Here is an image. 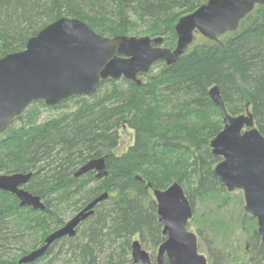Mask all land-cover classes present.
<instances>
[{"label": "trees", "instance_id": "trees-1", "mask_svg": "<svg viewBox=\"0 0 264 264\" xmlns=\"http://www.w3.org/2000/svg\"><path fill=\"white\" fill-rule=\"evenodd\" d=\"M206 1L0 0V57L23 50L31 36L60 17L80 19L108 37L163 34L162 45L171 48L178 19ZM199 35L174 64L159 61L139 75V85L107 78L88 96L53 107L33 102L0 133V174L32 173L24 188L45 204L43 211L20 207L14 195L0 190V264H19L66 216L104 192L107 199L79 224L75 237L54 242L30 264H135L134 241L151 252L154 263L165 237L153 190L173 183L189 200L193 215L187 226L207 264H264L257 222L245 212L242 192L227 191L213 172L220 158L209 143L222 130L223 113L208 95L217 86L231 115L248 108L264 135V5H255L237 29L215 40ZM42 110L53 114L39 121ZM123 126L133 131V142L116 155ZM100 157L106 177L94 171L74 177ZM231 204L239 211L225 215ZM198 207L207 212L197 214Z\"/></svg>", "mask_w": 264, "mask_h": 264}, {"label": "water", "instance_id": "water-1", "mask_svg": "<svg viewBox=\"0 0 264 264\" xmlns=\"http://www.w3.org/2000/svg\"><path fill=\"white\" fill-rule=\"evenodd\" d=\"M255 5H264V0H207L177 21L174 49L162 47V36L107 37L77 18L60 17L52 21L31 36L23 50L0 57V133L33 102L43 101L53 107L72 96H88L107 78L123 77L139 85V75L146 74L153 64L177 62L195 33L215 40L237 29L239 21ZM208 95L223 113L222 130L209 143L212 154L220 158L214 166V175L227 191L242 192L244 210L256 219L264 245V135L248 108L243 114L231 115L217 86L211 87ZM90 171L97 178L106 177L104 157L88 160L74 172V177ZM31 176L32 173L0 174V190L14 195L20 207L43 211L45 204L41 197L24 188ZM153 196L165 237L158 246L154 264H164L165 258L169 264H207L198 252L197 236L187 229L193 212L182 187L173 183L165 190L154 189ZM107 197L104 192L94 198L18 263L30 264L54 242L75 237L79 224ZM131 257L135 264H153L139 241L132 243Z\"/></svg>", "mask_w": 264, "mask_h": 264}, {"label": "rangeland", "instance_id": "rangeland-1", "mask_svg": "<svg viewBox=\"0 0 264 264\" xmlns=\"http://www.w3.org/2000/svg\"><path fill=\"white\" fill-rule=\"evenodd\" d=\"M179 20V19H178ZM142 34H140V32L139 33H120V35H126V36H128V37H136V38H138V37H144V36H148V37H150V38H154V37H157L158 35H154V34H149V33H143V32H141ZM117 35H119V34H117ZM168 35V34H167ZM114 36V35H113ZM160 36H162V37H165L163 34H160ZM200 36V35H199ZM108 37V36H107ZM109 37H112V36H109ZM193 41H194V36H193ZM192 41V42H193ZM176 45V44H175ZM175 45L173 46V47H166V46H164V45H162V47H166V48H169V49H174V47H175ZM191 45V44H190ZM189 45V46H190ZM188 46V47H189ZM51 114H53L52 112H50V111H47V110H42V112H41V115H40V118H39V121H43V120H45L47 117H49ZM132 142H133V131L129 128V127H127V126H123L120 130H119V143H118V145H117V147L114 149V152H115V154L116 155H121L122 153H124L126 150H127V148L129 147V146H131V144H132ZM231 193H235V194H238L239 193V191H237V190H234V191H232ZM200 207V206H199ZM198 207V209L196 210V213L197 214H199V215H203L204 213H205V211L207 210V209H205V208H199ZM225 215H226V213L228 212H230V213H234V212H237V211H239V209H238V206H236V205H229V207L228 208H226L225 210ZM207 212V211H206ZM70 219V217H68V216H66L65 217V222L66 221H68ZM187 229L190 231V232H192V233H194L195 235H196V233H195V231H194V229H192L191 227H188L187 226ZM197 236V235H196ZM210 240V239H209ZM208 239L207 240H205L203 243H206V242H210ZM230 241H231V244H232V242L234 243V244H237V239L234 237V236H231V238H230ZM233 244V245H234ZM143 249H145L147 252H149V254L151 253L150 251H148V249H146V248H143ZM202 249L203 248H200L199 250H198V252L200 253V254H202L205 258H206V260H207V255L202 251ZM156 255V254H155Z\"/></svg>", "mask_w": 264, "mask_h": 264}]
</instances>
